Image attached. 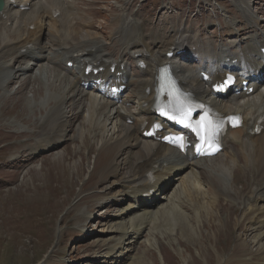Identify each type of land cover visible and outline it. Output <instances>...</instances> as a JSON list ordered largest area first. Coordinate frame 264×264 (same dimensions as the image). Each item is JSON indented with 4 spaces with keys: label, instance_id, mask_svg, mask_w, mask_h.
Listing matches in <instances>:
<instances>
[{
    "label": "bare ground",
    "instance_id": "obj_1",
    "mask_svg": "<svg viewBox=\"0 0 264 264\" xmlns=\"http://www.w3.org/2000/svg\"><path fill=\"white\" fill-rule=\"evenodd\" d=\"M14 1L19 5H34L35 9L32 15L18 20L17 13L19 11L17 7H14L13 0H3V9L0 12V26L3 27L0 30V118L16 121V125L10 127L15 136L29 130L30 134H33L29 139L34 140L33 149H36L45 145L53 147L54 141L61 140L66 136L63 122L69 118L64 106L67 99L72 102L73 109L79 111L84 109L83 118L95 143L112 145L117 149V157L110 166L111 174H116L121 167L127 168L123 177L124 189L120 195L131 198L132 210H121L120 216L124 217V222H120L112 228L117 232V244L137 240L145 231H148L150 222L144 220L147 215L175 210L183 216L186 224H191L194 214H197L198 211H195L193 207H188L185 212L181 208L179 200L180 196L184 195L182 185L185 183L186 187L187 185L189 188L193 186L198 192H202L203 177L200 170H212L221 182H223L222 179L229 181L231 179L232 182L237 179L239 171L237 173V169L233 167L227 174L220 168V164H217L220 163V159H216L217 157L193 161L187 157L175 156L169 149H165L164 144L144 139L139 133L142 122L152 119L148 106L152 98L154 66L167 61L165 57L167 51H172L175 54L173 60L176 63H181L177 59L191 51V47L198 45L199 38H190L186 30L180 29V26L174 27V24L159 29L147 27V21L140 18L138 13H126L129 0H124V6L119 7L116 28L108 32L107 43H91L83 48H79L78 45L68 47L67 41L74 38L72 32L62 35L65 27V12L69 8L68 2L63 0ZM248 5L249 3L246 2L245 6ZM57 9L61 10L62 14ZM54 12L58 15L57 17L53 16ZM47 19L53 23L51 27H49ZM7 22L13 24L11 29L4 27ZM252 22L253 16L247 14L245 23L248 25V29L252 28ZM31 28L34 29L31 30ZM233 34H236L235 30L230 28V35ZM44 37H46V41H43ZM236 42H232L233 45ZM232 43L223 44L225 46L220 47L215 54L222 55L223 59L235 58L234 55L237 52L231 50ZM237 44L242 45V55L246 61H250L251 57L248 56V53L255 52L256 46L254 36L249 34L245 41H239ZM107 46L118 48L114 58L108 52ZM46 47L49 51L47 55H44L42 51ZM22 49L25 51L22 52ZM10 52L16 53L12 61H2L3 56ZM138 53L147 62L145 70H136L130 74L126 68H119L121 63L130 60L135 63L138 59H135L134 55ZM62 56L73 60L75 72L81 74L75 78L67 79L65 74L61 75L55 72L52 64L60 62ZM25 58L26 61H24ZM43 60H46V63H42ZM111 61H117V70L123 72L131 87V94L125 102H131L134 105L132 108H125L123 105L117 106L103 101L101 98L98 99L93 92H88L78 83V78L83 76L79 71L81 64L98 62L100 65H106ZM175 70L178 73V66H175ZM178 78L185 88L199 97L208 98L206 86L200 83L194 71L185 75L178 73ZM68 80L70 84L67 85ZM26 83L30 87V94L27 96L26 94L21 95V87ZM148 87L151 88L150 94H146ZM10 88L11 91H9ZM45 91L47 93H44ZM69 92L70 97L66 96ZM254 95L252 98H232L230 104L216 102V107L222 112L240 110L244 113V127L233 131L227 138H223V150L227 144H231L233 147L241 146L240 148H243L245 153L242 157H234V161H245L246 164L250 162L260 178L252 190L251 200L255 208L250 210L253 222L247 230V232L251 230V249L254 250V253H251V260H241L240 264H264L262 259L261 263L252 260L259 254H264V131L259 135H251L248 132V129H252L255 124L264 129V87ZM15 109L17 114L14 118L5 117L9 111ZM40 110H43L41 114H39ZM35 113L37 114L35 115ZM19 117L23 119L16 120ZM127 118L133 119L138 125L127 124ZM29 119L32 120L33 130L28 125ZM44 126L52 132L48 141H44V138L39 136V130H42ZM248 145L251 146L249 150L246 149ZM231 156H234L233 153L227 152L223 156V161L227 162ZM16 157L18 156H14L13 159ZM12 162L14 161L12 160ZM174 176H178V178L174 180ZM244 189L245 187H242V190L238 192L241 193ZM223 190L228 191L229 188L223 187ZM160 191H163L165 195L163 201H158L156 197ZM190 193L189 189L188 194L190 195ZM149 200L153 203H148ZM217 206L220 205L215 204V208ZM178 218L181 220V217ZM153 226L154 232L158 228L159 230L162 228L157 221ZM174 231L172 228L171 234ZM146 233L150 234L151 228ZM149 236L155 240L154 244L152 241L149 242L150 245H156V236L152 234ZM116 245L109 247L105 254L109 257L118 256L121 251L117 249Z\"/></svg>",
    "mask_w": 264,
    "mask_h": 264
},
{
    "label": "rangeland",
    "instance_id": "obj_2",
    "mask_svg": "<svg viewBox=\"0 0 264 264\" xmlns=\"http://www.w3.org/2000/svg\"><path fill=\"white\" fill-rule=\"evenodd\" d=\"M69 1L71 0L66 2L69 3ZM109 1L110 0L72 1L73 4L78 3L76 6L77 9L73 5L71 10L69 8L66 10L65 27L62 33L63 36L69 32L74 34V38L67 41L68 47L78 45L79 48H83V46L91 43L108 42V32L116 28V18L119 14V7L124 6V0H113L117 3L116 6L107 4ZM136 1L137 0H129V4L126 6L127 14L144 13L143 19L147 21V27L159 29L165 26V16L167 12L160 13V11L163 8L169 9L166 5V0H152L153 3H151V0H145L144 3L139 5L138 11H133L131 7ZM196 1L197 3L199 2V0ZM100 2H104V7H100L102 4ZM175 2L177 6H180L183 4L186 5L189 0H175ZM201 3L204 5L208 4L205 0H201ZM149 4H151V8L148 11L147 6ZM212 4L214 8L217 9L216 4L214 2H212ZM212 4L210 3L211 6H213ZM210 5H208L209 12H211L210 9L212 8ZM34 9L35 7L31 10L29 15H32ZM208 9L204 7L200 8L194 13L192 18V10L189 6H186L185 9L183 7L179 8L180 12H183L181 20L183 22L188 21L187 24L193 26L191 31L194 34L192 37L199 39L200 37H204L205 41H212L213 38H216L220 44L226 45L234 41H237L235 43L237 44L239 41L243 42L247 39L250 33H248L245 38H235L230 41L227 37L218 35L217 33L211 38L206 37L205 31L209 35V32L215 31L219 26L222 28L224 25V16H222V21H217L216 11L214 10V12H211L213 15L212 18ZM59 11L62 14V11ZM213 21L215 22L212 23ZM216 23H218L219 26L216 27V25H213ZM172 24H174V27H179L174 22ZM206 25L208 26L205 30ZM245 26L246 29H248L246 23ZM4 27L11 29L13 24L10 26L4 24ZM2 28L3 27L0 26V30H2ZM32 29L34 28H31V30ZM184 30L189 32L187 29ZM87 33L88 35H86ZM228 35H230V28H228ZM46 40V37H44L43 41ZM82 40H84V42H81ZM200 42L201 40H199V43ZM107 50L113 58L118 52L117 47L110 48L107 46ZM48 51L49 49L46 47L42 53L47 55ZM2 61L8 62L7 60ZM43 61L42 63H46V60ZM52 67L55 72L62 75L60 70L56 69L54 66ZM68 84H70L69 80L67 81V85ZM11 90L10 88L9 91ZM44 93L47 92L45 91ZM22 94H26V96L29 95L30 87L27 92H21V95ZM70 95L69 92L66 96L70 97ZM64 106L69 118L77 120L82 116V125L92 138L87 128V123L83 118L85 113L84 109L81 111L73 109L72 102L68 99ZM68 108L69 110H67ZM69 111H71V113H69ZM42 112L43 110H40L39 114ZM36 114L37 113H35V115ZM22 119L23 118L19 117L16 120ZM31 122L32 120L29 119L28 125L32 129L33 125ZM15 125L16 121L14 119L4 120L0 118V143L5 142L2 147L10 146L9 158L12 159L20 153L18 149V143L20 141H18V138L26 137L28 140L29 137L33 136V134H30L31 132L29 130L15 136L10 130V127ZM79 133L80 132H78V134ZM9 138H14L15 141H8ZM93 142L95 141L93 140ZM227 148L233 149V146L227 144L224 151H226ZM65 151L67 152V148ZM217 156L212 158L215 159ZM223 156L221 157L222 159H220V163L217 164H220V168L225 170L227 174H229L230 169L233 167L236 168L237 173L239 171L238 177L235 180L238 183V188L243 182H246L247 188L242 185L245 189L243 192L239 193L238 191L242 190V187L240 189L235 188L233 186L235 181L232 182L230 179L229 185H227L219 181L217 179L218 176H216L212 170H200L203 177V184L206 178L210 176L213 177L212 184L214 189H212L209 183L204 186L208 190L212 189L214 192L216 191V193L213 192L214 196L202 197L195 202H192V198H188L186 195H183V197L180 196L179 204L185 212L188 207H193L195 211H198L197 214H194V219H192L191 224H186L183 216L177 211L167 210L165 213H162L161 217L155 220V222L157 221V223H160V227L162 226V228L160 230L158 228L157 230L156 227L155 229L157 231L154 232V226L152 225L151 233H146L148 236L144 242L150 244L152 241L154 244L155 240L151 239V236H149L152 234L156 236V248L158 247L157 245H159L161 249L158 248L152 250L153 252H148L145 251L144 243H142V245H139L135 250L126 251L124 264H240L241 260H251V253H254V250L251 249V230L247 232V228L250 226V223L253 222L251 221L253 218H251L250 212L246 214L244 209L237 203L242 196L246 197L250 191L252 182L249 177H251V173L248 172L247 168L245 171H247L249 177L244 175L239 166V163H244V161L237 160V162H235L233 158L236 156H231L227 162L223 161ZM54 157L49 159L48 163L53 162ZM62 157L65 158V154ZM212 158H208L207 160ZM114 160L109 164V170ZM80 161H82V158L76 163H80ZM13 163L12 160L8 161L9 165H13ZM16 165L15 163V166ZM50 165H54V163ZM50 165L48 164L44 167V171L40 170L42 166L39 165L30 171L31 178L35 173L39 174L36 180L39 182L40 187L35 181L33 183L31 181L32 179L26 175L21 181L19 180L17 185L9 187L11 183L5 182L4 188L0 189V264H38V262L43 259L45 260V264H103V261H107V264H120L118 261L111 262L103 255L104 253H102L103 249L111 242V236H114V233L108 231V220L110 216L104 211V206H98L100 199L97 196H85L83 197V201L85 202L74 201V196L78 192L80 184L86 181L89 176L85 162L80 163L81 169H79V176H75L74 169L67 162L63 161L60 162L59 165ZM2 169L3 170L0 171V173H2L0 181L5 179V175L9 178L18 176L15 172L8 173L6 167ZM253 171H256L254 167ZM98 175L99 174L94 175L90 180L88 187L85 188V193L91 191L99 183V180L96 179ZM254 178L255 183L260 181L256 172ZM69 184L73 185V188L67 193L66 188ZM184 186L185 184L182 185V192H184ZM223 187H227L229 190L224 191ZM230 187H232V189H230ZM233 189L234 191H231ZM220 193H228L233 196L223 197ZM250 193L252 197V191ZM188 196L191 197V193L190 195L188 194ZM249 201L253 203L252 200ZM131 204L132 203L129 205ZM215 204L220 206L215 208ZM91 206H93L92 209ZM254 208L255 207H253V209ZM251 209L252 208H248L247 210ZM89 211L97 214L96 218L93 219L94 222L90 218H86V214ZM175 214L177 215L175 216ZM172 217L174 218L172 219ZM178 217H181V220ZM85 222L87 225L83 224ZM151 223L152 221L150 224ZM172 228L175 231L171 234L170 231ZM126 246L129 248L131 244H126ZM139 254H144V257L135 263L134 258ZM138 258H140V256ZM261 259L264 260V254H259L252 260L261 263Z\"/></svg>",
    "mask_w": 264,
    "mask_h": 264
},
{
    "label": "snow or ice",
    "instance_id": "obj_3",
    "mask_svg": "<svg viewBox=\"0 0 264 264\" xmlns=\"http://www.w3.org/2000/svg\"><path fill=\"white\" fill-rule=\"evenodd\" d=\"M180 139L182 140V138H180ZM209 139H211V137L207 136V134H206L205 143H207ZM181 147H182V145H181ZM209 147H210V145H209ZM200 149H201V146H198V150H200Z\"/></svg>",
    "mask_w": 264,
    "mask_h": 264
}]
</instances>
